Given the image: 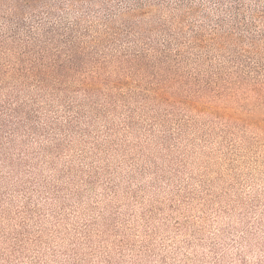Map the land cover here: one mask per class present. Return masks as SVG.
<instances>
[{
  "label": "rangeland",
  "instance_id": "rangeland-1",
  "mask_svg": "<svg viewBox=\"0 0 264 264\" xmlns=\"http://www.w3.org/2000/svg\"><path fill=\"white\" fill-rule=\"evenodd\" d=\"M246 21L128 68L106 111L71 93L89 126L4 169L0 264H264V15Z\"/></svg>",
  "mask_w": 264,
  "mask_h": 264
},
{
  "label": "trees",
  "instance_id": "trees-1",
  "mask_svg": "<svg viewBox=\"0 0 264 264\" xmlns=\"http://www.w3.org/2000/svg\"><path fill=\"white\" fill-rule=\"evenodd\" d=\"M259 2L0 0V183L14 173L4 169L47 158L46 151L76 133L78 124L89 126L92 110L81 102L77 111L71 93L106 111L108 93L127 85L128 68L179 58L205 38L219 44V33L248 27V14L264 15ZM197 12L201 25L189 20Z\"/></svg>",
  "mask_w": 264,
  "mask_h": 264
}]
</instances>
